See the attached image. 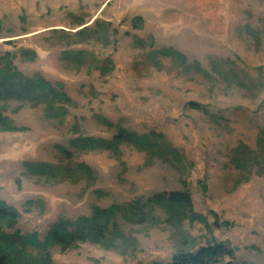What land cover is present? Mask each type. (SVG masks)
Returning a JSON list of instances; mask_svg holds the SVG:
<instances>
[{
	"label": "rangeland",
	"instance_id": "1",
	"mask_svg": "<svg viewBox=\"0 0 264 264\" xmlns=\"http://www.w3.org/2000/svg\"><path fill=\"white\" fill-rule=\"evenodd\" d=\"M2 70L28 88L0 97V235H36L29 264H170L211 241L264 264V0H0ZM121 132L151 147L71 144ZM169 193L191 206L152 202ZM113 207L107 247L41 246Z\"/></svg>",
	"mask_w": 264,
	"mask_h": 264
},
{
	"label": "trees",
	"instance_id": "2",
	"mask_svg": "<svg viewBox=\"0 0 264 264\" xmlns=\"http://www.w3.org/2000/svg\"><path fill=\"white\" fill-rule=\"evenodd\" d=\"M165 55H170L172 58L181 60V55L175 52H163ZM0 71V97L4 94L12 96L13 94L19 95L24 89V84L21 82H9V79ZM3 74V75H2ZM8 75V74H7ZM18 75V74H17ZM5 79V80H4ZM28 84V83H27ZM26 85V84H25ZM32 86V84H31ZM38 87L42 96L46 97L49 103L66 100L64 94L53 89L48 83L40 81L33 85ZM16 88V92L13 91ZM190 106L195 109H200L201 106L195 103H190ZM6 125L5 119L0 115V127ZM106 125H109L106 123ZM8 127V126H6ZM73 148H85V149H101L105 151H111L114 154L118 153L119 145L129 144L141 149H149L151 147V139L147 136H137L134 134H128L121 132L113 137L112 141L106 142L101 140H95L92 138H86L71 142ZM43 167L40 165L39 168ZM30 168V169H29ZM29 171L35 169V167L27 166ZM43 172H52V169L47 167L42 169ZM49 177H52L50 175ZM154 204L168 208H189L191 206V197L187 193H169L157 195L152 199ZM115 208L107 210H100L95 208L90 218L81 219L76 223H69L65 220H60L54 224L48 231L44 242L41 246L47 247L48 245H59L61 247H69L73 243L78 241L84 242L87 240H93L98 243H102L105 239V232L108 230V226L111 223L112 218L115 216L113 213ZM12 213V212H11ZM7 211V208L0 206V219L7 220L13 219L15 213L11 214ZM70 229V230H69ZM117 234V233H116ZM115 234V237H116ZM118 239L123 241L121 234L118 235ZM116 238L112 236V239L105 242L103 245L108 246ZM111 241V242H110ZM109 242V243H108ZM32 244L36 247L40 245L37 240V236H22L20 232L16 231L11 236L0 235V264H29L30 258L25 255L24 248L26 245ZM40 249V248H39ZM39 261L40 264H50L49 257L33 258L32 263ZM31 264V263H30ZM170 264H240L233 250L226 244L211 241L205 246L198 247L194 251H179L171 260Z\"/></svg>",
	"mask_w": 264,
	"mask_h": 264
}]
</instances>
